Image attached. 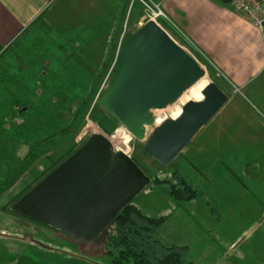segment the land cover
I'll list each match as a JSON object with an SVG mask.
<instances>
[{"label": "rangeland", "instance_id": "1", "mask_svg": "<svg viewBox=\"0 0 264 264\" xmlns=\"http://www.w3.org/2000/svg\"><path fill=\"white\" fill-rule=\"evenodd\" d=\"M127 4L124 7L123 3L111 2L105 4L104 9L96 4L93 13H88L83 1L64 2L60 23H52L49 18L47 26H35L21 38L27 39L30 35L29 41L35 39L34 36L37 39L32 45L28 44L22 57V73L18 69L9 72V60L14 66L20 62L12 52L15 46L0 52V70L4 71V74L0 72L3 80V83L0 81V264H84L72 257L86 253L82 250L81 241L20 216L11 210L10 205L37 184L43 175L55 169L50 167V156L58 162L64 161L72 148L82 146L94 132L104 133L117 148L130 153L131 136L121 129L115 133L120 126L118 121L115 128L107 132L88 115L83 129L74 133L78 123L77 106L92 87L93 78L88 65L99 64L101 58L103 61L107 59L112 45L115 47L113 36L116 33L120 39L125 25L126 34H132L140 27L136 26V16L144 14L140 1L127 0ZM165 27L199 62L205 76L184 92L176 105H170L161 113L159 109L153 110L155 125L167 117H178L186 100L203 99L202 89L210 81L223 82L210 61L196 54V50L178 32ZM118 43L119 40L114 60L118 54ZM97 69L94 67L95 72ZM242 98L245 99V95ZM96 99L97 94L93 105ZM68 127V134H60ZM153 128L151 126L150 131ZM203 129L205 127L189 143V148H185L168 166L161 165L149 155L144 149V141L136 138L131 142L134 145L132 158L150 176L179 169L204 192L209 203L202 199L178 203L168 194L165 184H150L134 202L151 215L168 216L155 237L166 245L190 246L193 264H215L218 252L215 249L221 251L224 248L227 260L222 264H262L264 231L257 222L264 215V161L245 164L244 168L249 170L246 169L248 173H245L241 191L219 200L212 199L208 178L219 176L215 170L204 171L200 166L203 154L199 155L197 140ZM256 151L262 152L256 158L264 160V148ZM218 167L223 173H228L226 165ZM231 167L237 173L236 166ZM196 203L206 206L205 213L209 218L206 219V215L201 217L195 211L193 205ZM8 204L9 211L6 212L4 209ZM219 204L222 207L234 206L235 210L220 212L223 221L218 229L214 227L217 217L214 211ZM232 240H237L234 247H230ZM104 259L109 261L108 256Z\"/></svg>", "mask_w": 264, "mask_h": 264}, {"label": "water", "instance_id": "2", "mask_svg": "<svg viewBox=\"0 0 264 264\" xmlns=\"http://www.w3.org/2000/svg\"><path fill=\"white\" fill-rule=\"evenodd\" d=\"M121 53V63L103 89L100 104L133 137L144 141L149 155L168 166L229 95L210 81L202 89L203 99L186 101L178 117L155 125L152 111L174 104L205 76V70L153 20L123 41ZM151 182L152 177L130 155L104 133L94 132L11 210L81 241L83 255L93 257L105 254L113 222ZM261 228L264 231V223Z\"/></svg>", "mask_w": 264, "mask_h": 264}, {"label": "crops", "instance_id": "3", "mask_svg": "<svg viewBox=\"0 0 264 264\" xmlns=\"http://www.w3.org/2000/svg\"><path fill=\"white\" fill-rule=\"evenodd\" d=\"M67 1L72 2V0H0V52L15 46L12 52L20 61L14 66L9 60V72L13 73L16 69L19 73L23 72L22 57L28 44L32 45L37 40L34 36L35 39L29 41L30 35L27 39L21 38L35 26L40 27V24L42 28L47 26L49 18L52 23L55 21L60 23V19L63 18V3ZM78 1H83L88 13H93V6L96 4L104 9V5L111 2L117 5L127 3V0ZM155 1L162 5L174 27L180 29L178 31L183 37L198 46L208 57L213 70L223 81L218 84L229 95L227 103L204 126L205 129L197 140L199 155L203 154L201 168L204 171L215 170L219 176L208 178L212 187L210 192L212 199L228 197L244 187L243 180L247 173L245 164L264 161L257 159L262 152L256 151L264 148V31L233 6L221 5L216 0ZM140 16H136V26L139 25ZM50 27L53 28L51 25ZM34 32L37 33L38 30L34 29ZM103 62L101 58L99 64L88 65L93 78L90 84L94 82L97 73L94 67L95 69L101 67ZM0 72L4 74L3 70ZM0 81L3 83V80ZM244 95L245 99L242 98ZM205 138L206 142L200 144ZM188 148L189 145L186 149ZM221 164L226 165L228 173L219 170L218 166ZM231 165L236 166L238 174ZM193 206L201 217L206 215L205 218H209L205 213L206 206L197 203ZM231 208L235 210L234 206L222 207L221 204L216 206L214 212L217 213V217H211L216 221L214 227L219 229L222 225L223 217L220 212H227ZM4 210L9 211V204ZM262 223L264 215L257 222L258 226ZM236 241H230V247H234ZM224 249L221 251L215 249V252L218 251L215 264H222L227 260ZM191 251L190 247L189 258ZM90 256L75 254L72 257L82 260L84 264H110V261H105L104 254ZM262 261L264 264V254Z\"/></svg>", "mask_w": 264, "mask_h": 264}, {"label": "trees", "instance_id": "4", "mask_svg": "<svg viewBox=\"0 0 264 264\" xmlns=\"http://www.w3.org/2000/svg\"><path fill=\"white\" fill-rule=\"evenodd\" d=\"M216 1L221 5H231L234 0ZM140 4L144 9L143 4L141 2ZM124 5H126L124 7L128 6L127 3ZM162 22L164 26L172 28L183 37V35L174 27L170 19L164 18L162 19ZM130 36V33L126 34L125 40ZM118 40L119 39L115 33L112 38V43L115 44V47L112 45L107 59L103 62L102 66L97 69L90 91L85 98L80 100L77 106L76 120L78 123L77 129L74 133L78 131L80 132L83 129L88 115H90V118L107 132H111L117 124V120L108 114V112L100 104V98L96 100L94 105L93 102L107 71L113 63ZM184 41L189 43L186 38H184ZM121 58L122 53L120 50L115 72L121 63ZM69 130L70 128L68 127L60 134L66 135L69 133ZM77 149L78 148H72L69 155ZM50 160L52 161L50 167L53 168H56L61 162H63V160L58 162L55 157L51 156ZM46 168L47 167L44 166V169ZM246 169L249 170L248 167H246ZM46 175H43V177ZM151 177V184L167 185L168 194L178 203L196 199H202L205 200L207 204L209 203L204 192L195 187V185L191 183L185 177V174H183L179 169L170 170L163 175L153 174ZM167 219L168 216L165 215L154 216L148 214L134 201L130 203L118 215L111 226L110 238L107 242L104 254L109 257L110 264H193L192 260L188 257V250L190 247L167 246L160 239L155 237L156 232L162 227Z\"/></svg>", "mask_w": 264, "mask_h": 264}, {"label": "built area", "instance_id": "5", "mask_svg": "<svg viewBox=\"0 0 264 264\" xmlns=\"http://www.w3.org/2000/svg\"><path fill=\"white\" fill-rule=\"evenodd\" d=\"M136 1V0H134ZM143 6H144V14L140 17V22L138 26H141L142 24L153 20L155 21L158 25H160L163 29H165L168 33L169 31L166 29L164 26L162 19H169L167 16L166 12L162 8V5L155 0H139ZM231 5L233 6L234 9L237 11L243 13L247 19L251 22H253L256 26H258L262 31H264V0H234ZM127 31V25H125V28L123 30V33L119 39L118 43V54L115 60L113 61L112 65L110 66L109 70L107 71L103 81H102V86L100 90L97 92V99L100 97L103 89L107 86L110 78L113 76L115 72V68L117 65V60H118V55L121 50V44L123 41H125V35ZM170 34V33H169ZM171 35V34H170ZM191 47H193L196 51V54H199L203 59L206 58L208 60V57L204 54V52L196 46L194 43L191 41L189 42ZM209 61V60H208ZM96 99V100H97ZM180 99H178L175 103L179 102ZM183 105V104H182ZM173 106V105H172ZM88 119V117H87ZM120 124V123H119ZM86 128V127H85ZM126 131L130 136H131V141H130V148L131 151L130 153H126L132 157V152L134 151V145H131L132 140L134 141V138L124 127L123 125L120 124V126L115 130V133L118 132V130ZM114 133V134H115Z\"/></svg>", "mask_w": 264, "mask_h": 264}, {"label": "bare ground", "instance_id": "6", "mask_svg": "<svg viewBox=\"0 0 264 264\" xmlns=\"http://www.w3.org/2000/svg\"><path fill=\"white\" fill-rule=\"evenodd\" d=\"M199 81H200V80H199ZM199 81H198V82H199ZM194 85H195V84H194ZM186 91H187V90H186ZM186 91H185V92H186ZM182 97H183V96H182ZM182 97H181V98H182ZM188 100H189V99H188ZM188 100H186V101H188ZM175 105H176V104H175ZM163 111H164V109H159V112H160V113L163 112ZM174 118H176V117H174Z\"/></svg>", "mask_w": 264, "mask_h": 264}]
</instances>
